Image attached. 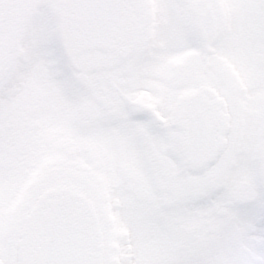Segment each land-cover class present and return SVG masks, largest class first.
Returning <instances> with one entry per match:
<instances>
[{
  "label": "snow or ice",
  "instance_id": "1",
  "mask_svg": "<svg viewBox=\"0 0 264 264\" xmlns=\"http://www.w3.org/2000/svg\"><path fill=\"white\" fill-rule=\"evenodd\" d=\"M0 264H264V0H0Z\"/></svg>",
  "mask_w": 264,
  "mask_h": 264
}]
</instances>
